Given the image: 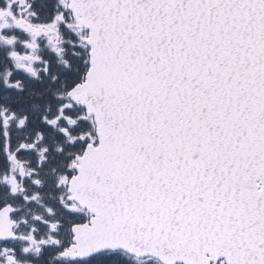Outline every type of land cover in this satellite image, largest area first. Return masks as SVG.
Segmentation results:
<instances>
[{
    "label": "snow or ice",
    "instance_id": "snow-or-ice-1",
    "mask_svg": "<svg viewBox=\"0 0 264 264\" xmlns=\"http://www.w3.org/2000/svg\"><path fill=\"white\" fill-rule=\"evenodd\" d=\"M0 264H264V0H0Z\"/></svg>",
    "mask_w": 264,
    "mask_h": 264
}]
</instances>
